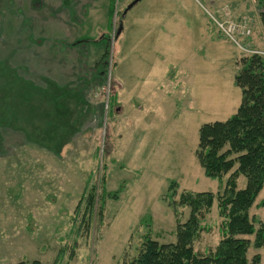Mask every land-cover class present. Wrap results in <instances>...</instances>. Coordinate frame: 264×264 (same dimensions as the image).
<instances>
[{"label":"rangeland","instance_id":"374dc122","mask_svg":"<svg viewBox=\"0 0 264 264\" xmlns=\"http://www.w3.org/2000/svg\"><path fill=\"white\" fill-rule=\"evenodd\" d=\"M110 1L92 2L97 10L88 11L81 2L74 10L79 19L70 12L74 20L68 21L69 12L57 9L60 0H0V76H9L10 68L45 93L53 82L91 106L72 111L58 104L70 125L59 153L0 127V264H123L139 253L146 235L176 241L170 182L179 184L178 194L220 191L195 156L199 129L236 113L242 91L234 78L249 54L219 33L208 11L250 22L251 36L238 42L264 52L259 0L211 6L201 0L207 11L196 0H141L126 14L134 0ZM109 5L114 14L108 23ZM106 36L108 71L90 82L103 70ZM102 177L120 196L105 199L103 222L87 231L82 216L75 219L76 208L85 188L100 187ZM245 185L241 177L239 189ZM263 200L264 188L256 204ZM177 212L184 222L188 209ZM250 214L264 220V207ZM222 222L215 202L196 251L215 249ZM255 255L264 264V248L251 246L249 263Z\"/></svg>","mask_w":264,"mask_h":264},{"label":"trees","instance_id":"16d2710c","mask_svg":"<svg viewBox=\"0 0 264 264\" xmlns=\"http://www.w3.org/2000/svg\"><path fill=\"white\" fill-rule=\"evenodd\" d=\"M259 4L264 28V0H259ZM113 14L111 8L109 20ZM106 38L101 40H105L103 70L94 75L90 82L103 80L104 73L108 71L111 40ZM75 45H79V42ZM238 66L240 69L234 82L242 91L241 104L226 121L210 122L200 127L195 152L205 176L221 184L220 191L214 194L183 190L178 194L179 184L170 182L168 203L177 219L176 241L161 243L152 235H146L139 253L123 264H260V255H255L249 263L247 254L251 246L264 248V220L255 221L250 214L254 206L264 207V200L256 204L264 188V54L246 55L240 59ZM8 71L9 76H0V127L24 132L30 143L54 153L61 152L63 145L69 141L66 129L70 125L66 127V114L58 111V104H68L66 106H71L72 111L81 105L89 109L91 106L86 105L83 96L76 91L48 82L45 88L48 93H45L41 91L43 89L25 83L10 68ZM116 97L117 94L110 97V106ZM20 111L25 114L24 123L19 120ZM241 177L246 179L243 189H239ZM119 196V192L107 190L105 177H102L100 187L89 184L85 188L76 208L75 219L82 216L80 225L90 230L93 223L103 222L105 199L117 200ZM215 202L223 218L222 238L213 251L201 254L195 250V244L206 231L204 223L212 213ZM178 208L189 211L184 222L179 219ZM31 264L41 263L34 261Z\"/></svg>","mask_w":264,"mask_h":264},{"label":"built area","instance_id":"2783aa9c","mask_svg":"<svg viewBox=\"0 0 264 264\" xmlns=\"http://www.w3.org/2000/svg\"><path fill=\"white\" fill-rule=\"evenodd\" d=\"M200 3L201 6H204V9L207 11L205 3H201V0H196ZM206 2V4L210 3V6L212 3H214L217 0H202ZM208 14L213 20V23L216 27V29L219 31V33L224 36L225 38L229 39L236 45H238L243 51L247 52V54H264V52L260 51H254L250 49H245L243 45H241L238 40L239 39H247L251 36L252 30L250 27V22L247 20L242 21H236L233 19H226L223 20L222 18H218L215 15H212L209 11Z\"/></svg>","mask_w":264,"mask_h":264},{"label":"crops","instance_id":"0c3cea01","mask_svg":"<svg viewBox=\"0 0 264 264\" xmlns=\"http://www.w3.org/2000/svg\"><path fill=\"white\" fill-rule=\"evenodd\" d=\"M101 1L102 0H60V4H57L58 5L57 9L59 11H62V9L67 10L69 12L68 13V18H67L68 21H73L74 18H72L70 12H74V10H76V8H79V5L78 4H80L81 2H84L85 4H87L86 5V10L87 11L88 10H97L96 9L97 7L94 6V5H92L91 3L92 2L99 3ZM111 1H110V3H111ZM110 12H111V7L109 5V8H108V19H107V22L108 23H109V18H110ZM74 13H75V19L76 20L79 19L78 16L76 15V12H74ZM86 16H87V14H84V17H86ZM87 17H90V15L87 16ZM92 18H93V15L90 17V20ZM108 23H107V25H108Z\"/></svg>","mask_w":264,"mask_h":264},{"label":"water","instance_id":"95a60500","mask_svg":"<svg viewBox=\"0 0 264 264\" xmlns=\"http://www.w3.org/2000/svg\"><path fill=\"white\" fill-rule=\"evenodd\" d=\"M140 1H141V0H134V2H133V3L128 7V9L125 11V14H126L129 10H131L135 5H137ZM125 14H123L122 17H124ZM122 30H123V25H122V22H121V23H120V26H119V28H118V31H117V35H116L115 37H118V36L121 34Z\"/></svg>","mask_w":264,"mask_h":264}]
</instances>
